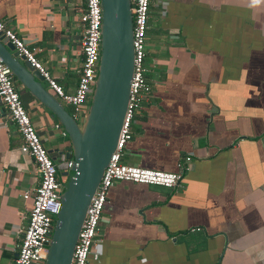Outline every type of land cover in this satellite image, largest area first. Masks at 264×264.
<instances>
[{
    "label": "crops",
    "instance_id": "crops-1",
    "mask_svg": "<svg viewBox=\"0 0 264 264\" xmlns=\"http://www.w3.org/2000/svg\"><path fill=\"white\" fill-rule=\"evenodd\" d=\"M81 11L82 0H0V20L66 93L81 64ZM147 25L151 90L120 161L175 173L189 157V170L174 189L114 183L87 264H264V0H150ZM14 87L59 160L60 124ZM21 143L0 103V264L26 225L22 195L39 184Z\"/></svg>",
    "mask_w": 264,
    "mask_h": 264
},
{
    "label": "built area",
    "instance_id": "built-area-1",
    "mask_svg": "<svg viewBox=\"0 0 264 264\" xmlns=\"http://www.w3.org/2000/svg\"><path fill=\"white\" fill-rule=\"evenodd\" d=\"M84 10L80 12L82 25L81 64L77 71L76 86L72 93H66L25 47L24 42L0 20V33L10 42L18 55L41 76L47 89L62 105L71 109V117L76 121L84 115L88 98L96 74L98 50L100 7L99 0H84ZM150 0H129L132 25V72L129 81L127 102L116 144L101 178L86 207L84 218L77 234L69 264H87L96 242L98 223L102 218L106 197L116 182H130L163 189L179 186L182 175L189 170V157L177 163L175 173L122 164L123 150L131 139L130 124L134 114L150 91L145 78V33L149 15ZM0 103L6 110L7 118L16 126L21 139L19 151L28 156L39 178V184L32 195L23 194V199L31 197L26 217V225L11 264H42L50 238L53 219L60 208L61 183L54 161L47 154L38 137L20 97L14 87L10 69L0 59ZM62 137H66L61 126L56 124Z\"/></svg>",
    "mask_w": 264,
    "mask_h": 264
},
{
    "label": "water",
    "instance_id": "water-1",
    "mask_svg": "<svg viewBox=\"0 0 264 264\" xmlns=\"http://www.w3.org/2000/svg\"><path fill=\"white\" fill-rule=\"evenodd\" d=\"M99 7L97 68L81 124L0 33V59L14 80L58 121L68 140L59 160L50 156L64 181L42 264L70 263L86 207L115 148L127 102L133 61L129 0H99Z\"/></svg>",
    "mask_w": 264,
    "mask_h": 264
},
{
    "label": "flooded vegetation",
    "instance_id": "flooded-vegetation-1",
    "mask_svg": "<svg viewBox=\"0 0 264 264\" xmlns=\"http://www.w3.org/2000/svg\"><path fill=\"white\" fill-rule=\"evenodd\" d=\"M147 27H148V25H147ZM147 31H148V28H147L146 33H145V45H144L145 57H144V62H143V63H144V67H145V70H146V71H145V75H146V73H147V71H148L147 68H146V50H147V47H146V40H147V37H148V36H147V34H148ZM145 78H146V77H145ZM149 87H150V85H149ZM150 90H151V87H150ZM149 93H150V91H149ZM149 93L146 95V97L149 95ZM146 97H145V98H146ZM89 257H90V256H89Z\"/></svg>",
    "mask_w": 264,
    "mask_h": 264
},
{
    "label": "clouds",
    "instance_id": "clouds-1",
    "mask_svg": "<svg viewBox=\"0 0 264 264\" xmlns=\"http://www.w3.org/2000/svg\"><path fill=\"white\" fill-rule=\"evenodd\" d=\"M262 2V0H251L253 6L258 5Z\"/></svg>",
    "mask_w": 264,
    "mask_h": 264
},
{
    "label": "rangeland",
    "instance_id": "rangeland-1",
    "mask_svg": "<svg viewBox=\"0 0 264 264\" xmlns=\"http://www.w3.org/2000/svg\"><path fill=\"white\" fill-rule=\"evenodd\" d=\"M81 120H82V117H79V118L76 119V122L79 123V124H81Z\"/></svg>",
    "mask_w": 264,
    "mask_h": 264
},
{
    "label": "trees",
    "instance_id": "trees-1",
    "mask_svg": "<svg viewBox=\"0 0 264 264\" xmlns=\"http://www.w3.org/2000/svg\"><path fill=\"white\" fill-rule=\"evenodd\" d=\"M84 7H85V3H84V0H82V11L84 10ZM68 112V111H67ZM69 113V112H68ZM70 114V113H69Z\"/></svg>",
    "mask_w": 264,
    "mask_h": 264
}]
</instances>
